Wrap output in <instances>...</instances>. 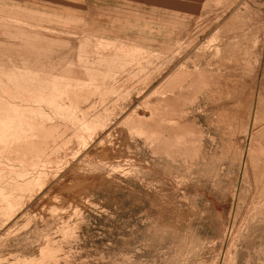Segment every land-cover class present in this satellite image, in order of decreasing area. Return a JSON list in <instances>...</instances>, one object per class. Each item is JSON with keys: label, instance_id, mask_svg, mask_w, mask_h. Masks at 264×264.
Instances as JSON below:
<instances>
[{"label": "rangeland", "instance_id": "obj_1", "mask_svg": "<svg viewBox=\"0 0 264 264\" xmlns=\"http://www.w3.org/2000/svg\"><path fill=\"white\" fill-rule=\"evenodd\" d=\"M1 118L0 264H264V0H0Z\"/></svg>", "mask_w": 264, "mask_h": 264}, {"label": "bare ground", "instance_id": "obj_2", "mask_svg": "<svg viewBox=\"0 0 264 264\" xmlns=\"http://www.w3.org/2000/svg\"><path fill=\"white\" fill-rule=\"evenodd\" d=\"M51 79H52V78H51ZM76 80H78V79H76ZM63 81H64V79H63ZM54 82H55V81H54ZM71 82H72V81H71ZM52 83H53V82H52ZM52 83H51V84H52ZM56 83H57V82H56ZM68 84H69V83H68ZM57 85H58V83H57ZM57 85H56V86H57ZM60 85H62V83H61ZM56 86H54V87H56ZM51 87H52V86H51ZM52 88H53V87H52ZM57 88H58V87H57ZM55 89H56V88H55ZM52 90H53V89H52ZM69 90H70V89H69ZM56 91H57V90H55V91L53 90L54 93H55ZM4 94H5V93H4ZM46 94H47V93H46ZM36 95H37V94H36ZM38 95H39V94H38ZM39 96H40V98L42 97V96H41V93H40ZM38 98H39V97H38ZM42 98H43V97H42ZM14 108H16V109H15L14 111H12V113L15 112V111L17 112V107H15V106H14L13 108H11V110L14 109ZM27 109H28V108H27ZM18 110H19V109H18ZM20 110H21V109H20ZM8 112H10V111H8ZM70 114H71V113H70ZM5 115H6V114H5ZM9 115H10V114H9ZM9 115H8V116H9ZM11 115H12V114H11ZM11 115H10V116H11ZM13 115H17V114L15 113V114H13ZM13 115H12V118H13ZM10 116H9V117H10ZM2 118H3V117H2ZM2 118H1L0 120H2ZM5 118H6V117H5ZM5 118H4V119H5ZM10 118H11V117H10ZM24 119H26V118H24ZM8 120H9V118H8ZM13 120H15V119H13ZM2 122H3V121H2ZM9 122H10V121H9ZM11 122H12V121H11ZM3 123H4V122H3ZM32 123H33V122H32ZM33 124H35V123H33ZM10 125H11V123H10ZM10 125H9V126H10ZM1 126H3V124H1ZM12 126H13V125H12ZM38 126H39V125H38ZM1 128H2V127H1ZM33 129H34V128H33ZM32 131H33V130H32ZM21 132H22V131H21ZM35 134H36V133H35ZM15 135H16V134H15ZM20 135H21V134H20ZM39 137H40V136H39ZM27 138H28V137H27ZM23 142H24V141H23ZM25 143H26V141H25Z\"/></svg>", "mask_w": 264, "mask_h": 264}]
</instances>
